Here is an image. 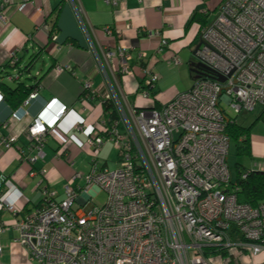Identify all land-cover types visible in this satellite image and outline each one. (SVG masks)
I'll return each instance as SVG.
<instances>
[{
  "label": "built area",
  "instance_id": "built-area-1",
  "mask_svg": "<svg viewBox=\"0 0 264 264\" xmlns=\"http://www.w3.org/2000/svg\"><path fill=\"white\" fill-rule=\"evenodd\" d=\"M65 1L83 31V9L72 0ZM105 2L118 4L117 0ZM34 3L24 0L18 10ZM10 5L8 0L3 2L1 19H6ZM105 31L112 33L109 28ZM57 37L51 38L52 54L61 49ZM200 38L209 45H201L196 53L206 67L205 74L197 73L189 90L160 108L133 105L127 110L114 94L105 95L119 120H100V129L88 139L91 170L75 173L62 194L45 188L40 205L20 219L18 193L4 195L0 190V211L13 216L10 225L0 220V234L12 228L15 240L28 250L30 262L212 264L210 254L226 255L236 248L249 258L263 255V260L253 264H264V203L252 206L238 198L239 186L228 163L231 139L226 127L230 118L221 107L226 103L241 113L261 105L264 119V0H223ZM165 45L162 41L161 46ZM106 57L118 62L121 74H134L129 50L118 47L116 52H106ZM138 59L143 73L138 93L151 99L159 76L150 68L146 54ZM17 62L13 53L9 64L16 66ZM174 63L180 64V59L175 57ZM218 76L225 81L220 82ZM84 87L97 94L91 82ZM37 96L31 94L24 105ZM53 105L46 104L44 111ZM26 112L21 108L11 117L20 120ZM66 112L67 106L60 105L53 112V121L41 114L33 119L27 136L34 153H22V158L31 164L44 158L48 135ZM16 141L17 136L11 134L2 138V145L11 148ZM107 142L117 152L114 170L100 163ZM247 176L243 173L242 179ZM93 188L106 193L102 206L91 205ZM2 252L0 244V256Z\"/></svg>",
  "mask_w": 264,
  "mask_h": 264
},
{
  "label": "crops",
  "instance_id": "crops-1",
  "mask_svg": "<svg viewBox=\"0 0 264 264\" xmlns=\"http://www.w3.org/2000/svg\"><path fill=\"white\" fill-rule=\"evenodd\" d=\"M4 1L0 0V14ZM8 1L11 5L5 12L6 19L0 18V93L3 95L0 103V190L4 195L18 193L15 199L21 219L40 205L45 188L62 194L67 182L84 168L83 161L93 158L89 136L100 129L102 118H111V112L105 108L106 94H114L127 110L133 105L160 108L191 88L194 74L190 62L196 61L193 52L203 28L199 22L192 21V17L207 15L206 26L223 0H117L116 6L105 0H72L83 9V33L88 49H81L68 40L53 54L55 47L51 38L60 33L55 24L61 4L66 1L34 0L35 3L24 11L18 10L24 0ZM106 28L112 33H106ZM162 41L166 42L165 46H161ZM118 47L131 53L132 76L121 74L118 62L106 57V52H116ZM13 53L18 60L16 69L8 66ZM140 54L147 55L150 68L159 76L151 99H144L138 93L143 83ZM175 57L180 59V64L174 63ZM57 66L64 70L56 72ZM19 69L26 71L20 73ZM167 69L191 81L174 89L166 88L163 80ZM86 82H91L97 94L85 89ZM19 85L28 89L29 94L20 105L13 107L6 99ZM33 93L38 96L25 106ZM51 102L54 105L44 111L46 104ZM60 105L67 106V112L51 129L44 158L34 164L27 162L22 153L24 156L34 153L29 149L31 142L27 136L30 124L40 114L53 121V112ZM21 108L26 114L20 120L13 119L11 113ZM11 134L17 136L16 145L6 148L2 138ZM42 170L46 171L44 175ZM93 191L94 188L90 196ZM0 220L10 225L13 216L0 211ZM16 237L12 228L0 234L1 264H33L28 250L15 240Z\"/></svg>",
  "mask_w": 264,
  "mask_h": 264
},
{
  "label": "rangeland",
  "instance_id": "rangeland-1",
  "mask_svg": "<svg viewBox=\"0 0 264 264\" xmlns=\"http://www.w3.org/2000/svg\"><path fill=\"white\" fill-rule=\"evenodd\" d=\"M217 12L210 16V22L215 19ZM191 81L184 75H179L175 70L167 69L166 76L163 80V86L166 88L176 86L188 85V81ZM225 114L236 119V123L240 126L250 128V140H251V151L250 154L238 155L237 154V142L231 139L230 151L228 157V163L230 166L231 176L233 181H237V165L248 170H263L264 168V119L257 120L263 111V107L258 106L255 111L252 112H241L236 113L226 103L221 104ZM106 150L100 156V163L107 164L108 169L114 170L118 166L117 152L115 151L112 143H107ZM92 160L83 161L82 167L79 171L81 173H89L91 170ZM238 166V167H239ZM93 197L91 199L92 206H102L106 202L107 195L104 191L98 192L93 191ZM209 259L212 264H253L263 260V255L258 257L249 258L247 253H240L236 248H232L227 252L226 255H209Z\"/></svg>",
  "mask_w": 264,
  "mask_h": 264
},
{
  "label": "trees",
  "instance_id": "trees-1",
  "mask_svg": "<svg viewBox=\"0 0 264 264\" xmlns=\"http://www.w3.org/2000/svg\"><path fill=\"white\" fill-rule=\"evenodd\" d=\"M66 2H62L61 7L63 8ZM61 8V10H62ZM192 21H197L201 24V27H204L207 23V15L195 14L192 17ZM57 24H55V27ZM57 31H59L57 29ZM72 41V40H71ZM76 43L75 41H73ZM8 66L16 69V66ZM20 73L26 71L25 69H19ZM194 77L196 73L192 72ZM29 94L28 89H24L22 85H19L17 88L13 89L9 92V97L6 99V102L13 106L17 107L20 105L24 98ZM153 97V92L151 93ZM106 110L111 113V120L116 121L119 120V113L117 112L114 104L110 101H105ZM158 108V107H155ZM230 121L226 127V133L230 139H234L237 142V154L244 155L250 154L251 151V140H250V128H246L240 126L236 123V119L230 117ZM263 119V115L261 114L257 120ZM237 165V183L239 189L237 191L238 198L241 202L250 204L252 206H257L260 203H264V172L262 170H247L248 176L246 179H242V174L245 173V169L241 166Z\"/></svg>",
  "mask_w": 264,
  "mask_h": 264
},
{
  "label": "water",
  "instance_id": "water-1",
  "mask_svg": "<svg viewBox=\"0 0 264 264\" xmlns=\"http://www.w3.org/2000/svg\"><path fill=\"white\" fill-rule=\"evenodd\" d=\"M57 29L60 32L56 39V42L58 44L64 45L68 40H72L77 43L79 48L88 49L87 40L69 4H65L60 12V15L57 21ZM201 45L209 46L205 41H203L200 38V42L193 52L196 61L190 62V70L196 74L204 73V71L206 70L205 65L201 61H198L197 54H196L197 51L200 49ZM217 79L220 82L225 81V78L222 76H218Z\"/></svg>",
  "mask_w": 264,
  "mask_h": 264
}]
</instances>
